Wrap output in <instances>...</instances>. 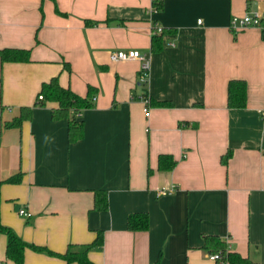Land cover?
I'll use <instances>...</instances> for the list:
<instances>
[{
	"label": "crops",
	"instance_id": "obj_1",
	"mask_svg": "<svg viewBox=\"0 0 264 264\" xmlns=\"http://www.w3.org/2000/svg\"><path fill=\"white\" fill-rule=\"evenodd\" d=\"M245 12L264 15V0H0V48L30 52L27 62L0 61V182L21 174L0 183L1 222L55 253L101 231L87 253L95 264H217L203 247L207 234L264 264V32L228 26ZM155 26L166 32L152 52ZM131 48L149 58L145 83L139 60L110 59ZM53 76L81 96L94 87L72 143L66 120L51 117L56 103H38ZM230 79L245 80L244 107L227 106ZM144 97L173 104L145 114ZM24 106L30 117L5 126ZM159 154L175 165L158 170ZM97 189L106 191L103 210L93 209ZM135 212L147 214L146 229H128ZM6 242L1 233L0 264H15ZM23 258L78 264L31 247Z\"/></svg>",
	"mask_w": 264,
	"mask_h": 264
},
{
	"label": "trees",
	"instance_id": "obj_2",
	"mask_svg": "<svg viewBox=\"0 0 264 264\" xmlns=\"http://www.w3.org/2000/svg\"><path fill=\"white\" fill-rule=\"evenodd\" d=\"M153 5L158 7L156 1H153ZM98 21L85 20L87 25L96 24ZM264 32V30H262ZM165 29L160 33H154L151 36L150 50L156 52L160 50L162 44V36L165 33ZM30 60V52L28 49L4 47L0 48V61L1 62H27ZM65 69L69 71V65L67 62H63ZM227 106L229 108H241L246 104L247 85L244 79H230L227 83ZM94 91V87L88 86L87 94L81 96L73 92L69 86H62L57 76L51 77L49 80L41 83L40 89L37 93L38 103L44 104L45 102H54L56 106L51 110V117L54 120L64 119L67 122V136L70 143L79 140L83 135V122L79 119L78 114L83 109L92 106L91 96ZM173 102L171 100H155L149 97L148 107H170ZM31 114V108L24 106L21 108V112L18 116L14 117L11 121L5 123L8 127H18L23 119L29 118ZM231 156V150L228 149L221 156V163L227 164L229 157ZM175 165V160L170 154H159L157 161L158 170H168ZM152 169L148 168L147 174L150 175ZM21 174L17 173L12 175L2 182L17 183L20 181ZM93 209L103 210L107 207L106 191L103 189H97L93 191ZM148 226V216L145 212H135L129 214L127 218V227L130 230H144ZM3 233L6 236V258L11 259L15 264L24 263V249L31 247L35 251H45L50 254H55L66 260L67 263L77 262L78 264H95L88 259L87 253L91 248L100 247L102 243L101 231L97 232L96 237L87 244H70L63 253H55L48 248L40 245L29 244L22 240L10 227L4 225L0 220V234ZM203 247L209 252V254H218L219 258L215 260L217 264H250L247 257L241 256L239 253L232 251L228 247V243L225 239L220 238L217 235L207 234L203 239Z\"/></svg>",
	"mask_w": 264,
	"mask_h": 264
},
{
	"label": "built area",
	"instance_id": "obj_3",
	"mask_svg": "<svg viewBox=\"0 0 264 264\" xmlns=\"http://www.w3.org/2000/svg\"><path fill=\"white\" fill-rule=\"evenodd\" d=\"M200 19L198 20V23H200ZM229 28L233 32H237L241 29L247 28V27H257L261 30H264V15L259 13H251V12H245L243 15H233L231 16L229 20ZM163 28L160 26H155L153 28L154 33H160L162 32ZM171 44V43H170ZM110 59L113 61H119V60H139L140 66H139V74L138 79L140 82L145 83L148 78L149 74V67H150V61L146 54L140 52L138 49L131 48L126 50H117L110 53ZM39 99H41V96H38ZM144 112L145 114L149 113V98L144 97ZM174 187L171 186L169 188H161L157 191V195H166L173 191ZM18 213L24 217H29L30 213L25 208H20L18 210ZM229 247V244H228ZM210 259L216 260L219 258L218 254H208Z\"/></svg>",
	"mask_w": 264,
	"mask_h": 264
}]
</instances>
